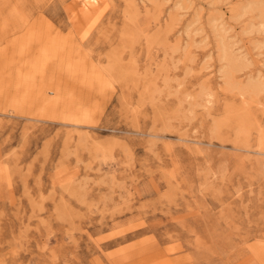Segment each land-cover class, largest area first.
Instances as JSON below:
<instances>
[{
  "label": "rangeland",
  "instance_id": "rangeland-1",
  "mask_svg": "<svg viewBox=\"0 0 264 264\" xmlns=\"http://www.w3.org/2000/svg\"><path fill=\"white\" fill-rule=\"evenodd\" d=\"M79 4L0 0V264H264V0Z\"/></svg>",
  "mask_w": 264,
  "mask_h": 264
},
{
  "label": "bare ground",
  "instance_id": "bare-ground-1",
  "mask_svg": "<svg viewBox=\"0 0 264 264\" xmlns=\"http://www.w3.org/2000/svg\"><path fill=\"white\" fill-rule=\"evenodd\" d=\"M102 1H105V0H77V2L80 3L79 5H81L82 11L85 15H88L90 13V11H91V13L94 12L93 10H95L98 7L100 9V6H98V4L101 3ZM107 2H108V0H107ZM105 3L106 2H104L103 5H105ZM101 6H102V4H101ZM96 11H98V10H96Z\"/></svg>",
  "mask_w": 264,
  "mask_h": 264
}]
</instances>
